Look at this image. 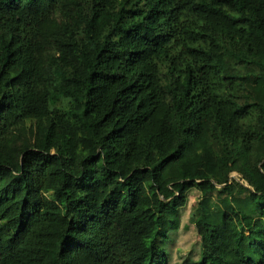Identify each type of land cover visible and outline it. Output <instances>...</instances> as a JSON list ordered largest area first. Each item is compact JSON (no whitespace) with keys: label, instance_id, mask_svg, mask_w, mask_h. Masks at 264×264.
I'll list each match as a JSON object with an SVG mask.
<instances>
[{"label":"trees","instance_id":"16d2710c","mask_svg":"<svg viewBox=\"0 0 264 264\" xmlns=\"http://www.w3.org/2000/svg\"><path fill=\"white\" fill-rule=\"evenodd\" d=\"M0 264H264V0H0Z\"/></svg>","mask_w":264,"mask_h":264},{"label":"rangeland","instance_id":"374dc122","mask_svg":"<svg viewBox=\"0 0 264 264\" xmlns=\"http://www.w3.org/2000/svg\"><path fill=\"white\" fill-rule=\"evenodd\" d=\"M232 177H235L238 179L239 174L236 172H233L231 174ZM197 192L192 191L189 194L188 202L186 204V207L184 208L183 215L181 217L180 227L178 230V233L175 236V240H173L172 245L174 248H181L183 252L188 251V249L191 247L192 244H194L197 241V235L195 233V229L193 225L189 221L188 214L193 212V203L197 200L196 199ZM174 239V238H173ZM172 249V252L174 251Z\"/></svg>","mask_w":264,"mask_h":264}]
</instances>
